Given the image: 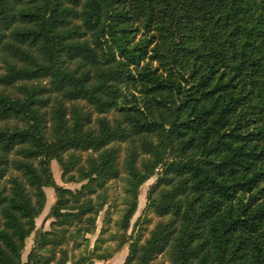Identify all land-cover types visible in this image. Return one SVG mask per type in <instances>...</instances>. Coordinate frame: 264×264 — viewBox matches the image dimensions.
Returning a JSON list of instances; mask_svg holds the SVG:
<instances>
[{
    "label": "trees",
    "instance_id": "trees-1",
    "mask_svg": "<svg viewBox=\"0 0 264 264\" xmlns=\"http://www.w3.org/2000/svg\"><path fill=\"white\" fill-rule=\"evenodd\" d=\"M125 247L124 264H264V0H0V264Z\"/></svg>",
    "mask_w": 264,
    "mask_h": 264
},
{
    "label": "rangeland",
    "instance_id": "rangeland-1",
    "mask_svg": "<svg viewBox=\"0 0 264 264\" xmlns=\"http://www.w3.org/2000/svg\"><path fill=\"white\" fill-rule=\"evenodd\" d=\"M51 168L53 171L55 181L59 186H62L64 188L71 189V190H76V189H79L81 187V184L66 183V181L62 175V170L55 160H53L51 162ZM156 180H157L156 177L152 178L145 185H143V187L141 188L140 197H139V208H138V212L136 213L135 217L133 218V221H132L133 225L135 224L137 219L142 215L143 210H144L146 203H147L148 191H149L150 187L152 186V184H154L156 182ZM114 187H115L114 190L112 189V191H110V195H111L112 200H113L112 202H114V203L112 206L107 207V209H110V213L112 214V218L115 221V220L119 219V217H120L119 210L122 208L124 193H123V187H122L120 182L115 183ZM45 192L47 195V205H46V208H45V211L43 212V214L36 220L37 229H36L35 233L27 240L26 249L24 251V256H23L24 260H26L27 255H28L30 249L32 248V245L34 243V239H35L37 231L40 229L50 230V225H51L52 220L48 219V215H49L51 208L53 207V205L56 202V193H55V190L53 188H47L45 190ZM105 217H106V213H105V211H103L101 213L99 219H98V223H97L98 228H97L96 233L94 235L89 236L91 250L93 249L95 241L97 239V236L99 235L101 228L104 224ZM152 227H153V224L149 226V228H152ZM112 230L114 231L113 225H112ZM110 244H112V246H114L113 243H110ZM82 251H83V249L78 250L75 252V254L79 255ZM127 256H128V247H125L124 249H122L121 251L116 253L113 256V258H111L107 261H97L95 264H124L126 262ZM68 264H72V263L69 262Z\"/></svg>",
    "mask_w": 264,
    "mask_h": 264
}]
</instances>
